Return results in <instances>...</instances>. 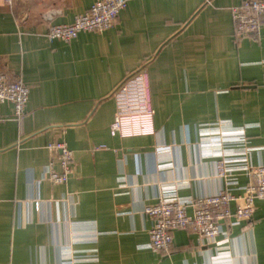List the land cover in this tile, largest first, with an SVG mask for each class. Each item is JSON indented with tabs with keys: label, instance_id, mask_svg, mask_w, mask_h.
I'll list each match as a JSON object with an SVG mask.
<instances>
[{
	"label": "crops",
	"instance_id": "obj_1",
	"mask_svg": "<svg viewBox=\"0 0 264 264\" xmlns=\"http://www.w3.org/2000/svg\"><path fill=\"white\" fill-rule=\"evenodd\" d=\"M93 1L0 0V72L29 88L24 118L0 124V264H264V199L212 242L174 231L162 254L143 211L218 193L221 158L264 163V17L257 40L236 38L239 0H127L106 30L47 39ZM140 70L151 128L113 135L114 92ZM54 141L72 152L65 182L49 179ZM232 177L241 193L246 176Z\"/></svg>",
	"mask_w": 264,
	"mask_h": 264
},
{
	"label": "built area",
	"instance_id": "obj_2",
	"mask_svg": "<svg viewBox=\"0 0 264 264\" xmlns=\"http://www.w3.org/2000/svg\"><path fill=\"white\" fill-rule=\"evenodd\" d=\"M12 5L14 0H3ZM127 0H94L71 23L49 24L45 36L48 40L69 42L81 32H101L112 27L119 13L126 7ZM234 36L260 37L261 20L264 17V0H239L230 8ZM29 88L20 79H11L0 72V104L10 103L12 114L0 115V124L7 120L20 121L26 115L25 107ZM117 111L110 125L111 134H124L127 127L141 132L151 128L153 109L150 103L147 73L140 70L128 75L114 92ZM104 146H97L103 148ZM50 152H57L60 171H50L52 182H65L71 169L72 152L63 141L50 142ZM240 171L246 176L241 193H234L232 173ZM217 173L223 179L222 189L212 195L181 200L176 197L159 196L154 202L143 206L151 221L148 230V247L155 253H168L173 243V232L186 230L199 238L212 242L223 233L221 223L228 225L252 217L256 199H264V163L252 165L247 160L221 158L217 161ZM234 208L231 209L230 205ZM188 208L191 213H188ZM225 234V232H224Z\"/></svg>",
	"mask_w": 264,
	"mask_h": 264
}]
</instances>
